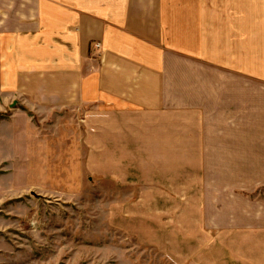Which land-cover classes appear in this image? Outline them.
Segmentation results:
<instances>
[{
    "label": "rangeland",
    "instance_id": "obj_1",
    "mask_svg": "<svg viewBox=\"0 0 264 264\" xmlns=\"http://www.w3.org/2000/svg\"><path fill=\"white\" fill-rule=\"evenodd\" d=\"M202 1L215 56L264 82V0ZM223 71L222 83L260 81ZM237 94L248 111L230 114L234 129H264V90ZM24 109L0 105V264H264V185L145 153L163 148L123 122L106 138L99 120L62 127Z\"/></svg>",
    "mask_w": 264,
    "mask_h": 264
},
{
    "label": "crops",
    "instance_id": "obj_2",
    "mask_svg": "<svg viewBox=\"0 0 264 264\" xmlns=\"http://www.w3.org/2000/svg\"><path fill=\"white\" fill-rule=\"evenodd\" d=\"M205 11L200 0H0V105L62 127L96 119L106 138L131 123L125 132L163 148L145 153L196 156L188 168L262 186L264 129H234L230 114L245 119L237 91L264 82L215 56ZM222 70L260 81L222 83Z\"/></svg>",
    "mask_w": 264,
    "mask_h": 264
}]
</instances>
